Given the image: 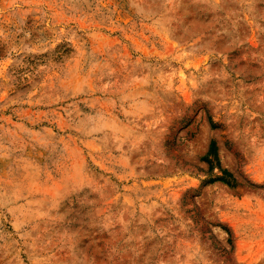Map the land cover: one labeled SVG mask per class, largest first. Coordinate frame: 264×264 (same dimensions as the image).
Here are the masks:
<instances>
[{
  "label": "rangeland",
  "instance_id": "rangeland-1",
  "mask_svg": "<svg viewBox=\"0 0 264 264\" xmlns=\"http://www.w3.org/2000/svg\"><path fill=\"white\" fill-rule=\"evenodd\" d=\"M0 264H264V0H0Z\"/></svg>",
  "mask_w": 264,
  "mask_h": 264
},
{
  "label": "trees",
  "instance_id": "trees-1",
  "mask_svg": "<svg viewBox=\"0 0 264 264\" xmlns=\"http://www.w3.org/2000/svg\"><path fill=\"white\" fill-rule=\"evenodd\" d=\"M210 154L214 156V146H213L212 143L210 144V146H209V148H208V152H207L206 155H210ZM206 158H207V157H205V159H206ZM206 162L208 163L209 170H210V169L213 167V166L211 165V161H206ZM217 166H218V163H217ZM218 168H219V166H218ZM212 169H213V168H212ZM219 171H220V175H219V176H216V177H214V178H212V179H210V181H211V182H212V181H220V182L225 183L226 185L232 187V186L234 185V183H235V180H234L232 174L229 173L228 171H226L225 169H220V168H219Z\"/></svg>",
  "mask_w": 264,
  "mask_h": 264
}]
</instances>
